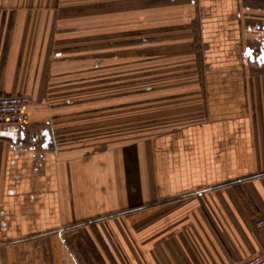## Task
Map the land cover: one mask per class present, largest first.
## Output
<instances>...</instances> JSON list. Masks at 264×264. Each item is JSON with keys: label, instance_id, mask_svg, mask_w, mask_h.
I'll return each mask as SVG.
<instances>
[{"label": "crops", "instance_id": "crops-1", "mask_svg": "<svg viewBox=\"0 0 264 264\" xmlns=\"http://www.w3.org/2000/svg\"><path fill=\"white\" fill-rule=\"evenodd\" d=\"M91 2L113 26L110 6L137 7V30L108 23L87 47L52 24L67 0H0V95L29 97L25 134L0 139V264H236L263 249L264 0ZM117 69L138 93L109 92ZM130 102L160 113L152 129L97 128Z\"/></svg>", "mask_w": 264, "mask_h": 264}, {"label": "rangeland", "instance_id": "rangeland-1", "mask_svg": "<svg viewBox=\"0 0 264 264\" xmlns=\"http://www.w3.org/2000/svg\"><path fill=\"white\" fill-rule=\"evenodd\" d=\"M105 2L106 1H104V3ZM51 8H52V14L54 13L55 15V19L58 18L52 23L56 25V29L60 30L61 33H67L68 36L73 35V34L77 36L82 35L84 37L82 40L83 41L82 44L87 47L90 46L91 41H90V38H88V36L91 35V31L93 32L98 31L100 35H103L102 38L101 36H99L100 37L99 43L102 44V46L103 45L105 46L106 36H107L105 32L107 30L108 23H109V27H108L109 31L112 28L115 30H118V32H115V33H116V36L118 35L119 37H121V35H123V33L127 30H130V29L137 30V14H138L137 7H124L121 5V3L110 6L109 13H113L114 19H115L114 26L112 25L111 22L107 21V17H106L107 16L106 15L107 6L92 4L91 0H67L66 5L57 6V7L52 6ZM125 11L127 15L130 14L129 15L130 20L123 19V15H124L123 12ZM97 13L99 14L98 23H96L92 19V15H95ZM85 36L87 37L85 38ZM93 42H96V41H93ZM120 53L121 52H119V54ZM123 55L124 54H120L119 57L121 58L116 59V62H118V64L116 65H122ZM83 57H84L83 65H89V63H91L90 55L83 54ZM97 57H98L99 65H105L106 63L105 62L106 61L105 52H99ZM124 57L127 59L128 62L130 61L131 66L135 65V68H137L138 63H137L136 56H133V55L126 56L125 55ZM93 61H94V58H92V62ZM101 73L102 72H99V74ZM129 73H133V71L127 72L126 75H123V72L117 69L115 71L114 79L116 82L117 81L119 82H117L118 84H115L113 86L110 85L109 92L112 93V89H113L115 94H122L123 92L124 93L131 92L133 94L138 93L139 86L137 85V81L133 83L129 81L128 79V78L137 77L138 75L136 74L129 75ZM121 79H124V83L120 81ZM103 83L105 85L106 82H103ZM101 84H102V81H98V87H97L99 91L98 93L100 94L106 93V90L101 91L102 89ZM103 89H107V87L104 86ZM127 105L129 107L125 108V111H124L125 114H123L124 112L122 111L123 110L122 108H119L116 106L117 108L121 110L117 111V113H115V115H113L112 117L110 116L108 118L102 119L101 121H98L97 128H99V130L102 128L103 133L104 131H109V132L114 131L116 135L117 133H121V134L134 133L135 134V133L141 132L144 129L143 127L152 129L155 125L156 120L157 121L159 120L157 118L160 115V113L159 112L156 113L155 108L153 106L152 108L143 107L139 109V106H137L135 102H130Z\"/></svg>", "mask_w": 264, "mask_h": 264}, {"label": "built area", "instance_id": "built-area-1", "mask_svg": "<svg viewBox=\"0 0 264 264\" xmlns=\"http://www.w3.org/2000/svg\"><path fill=\"white\" fill-rule=\"evenodd\" d=\"M28 104L24 93L0 95V139L16 140L25 134ZM236 264H264V248Z\"/></svg>", "mask_w": 264, "mask_h": 264}]
</instances>
